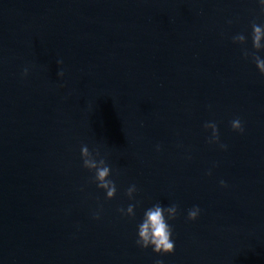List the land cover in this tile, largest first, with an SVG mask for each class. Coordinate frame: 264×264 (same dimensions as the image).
<instances>
[{
    "label": "water",
    "instance_id": "1",
    "mask_svg": "<svg viewBox=\"0 0 264 264\" xmlns=\"http://www.w3.org/2000/svg\"><path fill=\"white\" fill-rule=\"evenodd\" d=\"M252 22L258 0H0V264H264ZM82 145L106 158L112 199ZM156 203L178 205L171 254L135 243Z\"/></svg>",
    "mask_w": 264,
    "mask_h": 264
},
{
    "label": "clouds",
    "instance_id": "2",
    "mask_svg": "<svg viewBox=\"0 0 264 264\" xmlns=\"http://www.w3.org/2000/svg\"><path fill=\"white\" fill-rule=\"evenodd\" d=\"M260 5V13L264 15V0H258ZM231 23V21H229ZM264 24L258 25L255 22L251 24V48L249 51L247 48L242 49V58H251L255 64L256 69L262 77H264V59L258 55V53L264 50ZM232 42L236 44H245L246 37L243 34H237L232 37ZM62 61H57V64ZM28 69L23 70L22 75L26 76ZM58 76H63V71L57 72ZM205 130L211 129V135L207 138L209 144H219V132L218 126L215 122H207L203 125ZM230 127L235 132L242 133L244 128L239 118L233 119L230 122ZM221 149H225L227 145L219 144ZM159 150V146H157ZM80 158L82 161V167L89 172H94L91 177V182L96 184L98 189L105 190L106 199H112L116 193L115 182L108 179L111 169L106 163V158L100 155L98 149L89 150L87 145H82L80 148ZM210 174V173H209ZM220 185L226 186L223 180L220 181ZM137 191L135 184L130 185L125 195L129 198H133V194ZM135 204H129L126 209H117L118 212L129 217L134 216ZM178 205L171 204L168 207H163L160 203L154 204L152 207L145 210L141 223L137 228V239L135 243L141 249H147L151 247L152 252L155 254H171L174 251V241L172 240L173 230L168 221L176 219ZM200 213L199 206H193L188 210L187 220L193 221L197 219ZM93 219H99V214L93 215ZM155 264H163V261L157 260Z\"/></svg>",
    "mask_w": 264,
    "mask_h": 264
}]
</instances>
